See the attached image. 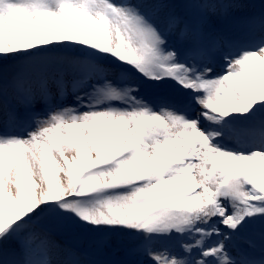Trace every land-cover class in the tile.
<instances>
[{"label":"snow or ice","instance_id":"6c2138e0","mask_svg":"<svg viewBox=\"0 0 264 264\" xmlns=\"http://www.w3.org/2000/svg\"><path fill=\"white\" fill-rule=\"evenodd\" d=\"M0 264H264V0H0Z\"/></svg>","mask_w":264,"mask_h":264}]
</instances>
